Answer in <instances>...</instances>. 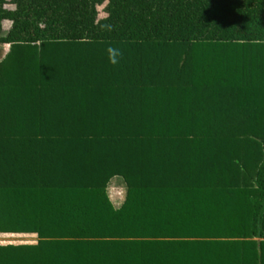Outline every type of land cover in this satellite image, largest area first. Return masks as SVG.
<instances>
[{"label": "trees", "instance_id": "16d2710c", "mask_svg": "<svg viewBox=\"0 0 264 264\" xmlns=\"http://www.w3.org/2000/svg\"><path fill=\"white\" fill-rule=\"evenodd\" d=\"M0 46V264H264V0H0Z\"/></svg>", "mask_w": 264, "mask_h": 264}, {"label": "rangeland", "instance_id": "374dc122", "mask_svg": "<svg viewBox=\"0 0 264 264\" xmlns=\"http://www.w3.org/2000/svg\"><path fill=\"white\" fill-rule=\"evenodd\" d=\"M101 15L100 17H102ZM8 26L4 25V32L7 30ZM8 52V46H0V60L5 56ZM107 194L114 206H118L124 199L125 196V188L117 179H113L108 187ZM37 241L36 235L27 234L22 236L17 235H1L0 234V244H34Z\"/></svg>", "mask_w": 264, "mask_h": 264}, {"label": "crops", "instance_id": "0c3cea01", "mask_svg": "<svg viewBox=\"0 0 264 264\" xmlns=\"http://www.w3.org/2000/svg\"><path fill=\"white\" fill-rule=\"evenodd\" d=\"M108 195V194H107ZM109 197V196H108ZM110 199V198H109ZM111 201V200H110ZM122 203V202H121ZM120 203V204H121ZM120 204L118 205V206H114V207H119L120 206ZM2 235H4V234H2ZM5 235H13V234H5ZM14 235H17V236H22L23 234H14ZM0 245H2V244H0ZM5 245V244H4Z\"/></svg>", "mask_w": 264, "mask_h": 264}, {"label": "clouds", "instance_id": "9594fccd", "mask_svg": "<svg viewBox=\"0 0 264 264\" xmlns=\"http://www.w3.org/2000/svg\"><path fill=\"white\" fill-rule=\"evenodd\" d=\"M112 62H113V63H116V61H115V60H112Z\"/></svg>", "mask_w": 264, "mask_h": 264}]
</instances>
